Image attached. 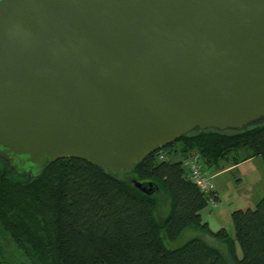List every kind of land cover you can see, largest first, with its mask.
Listing matches in <instances>:
<instances>
[{
	"label": "water",
	"instance_id": "water-1",
	"mask_svg": "<svg viewBox=\"0 0 264 264\" xmlns=\"http://www.w3.org/2000/svg\"><path fill=\"white\" fill-rule=\"evenodd\" d=\"M261 118L264 0H0V157L19 173L79 156L119 174Z\"/></svg>",
	"mask_w": 264,
	"mask_h": 264
},
{
	"label": "trees",
	"instance_id": "trees-1",
	"mask_svg": "<svg viewBox=\"0 0 264 264\" xmlns=\"http://www.w3.org/2000/svg\"><path fill=\"white\" fill-rule=\"evenodd\" d=\"M192 150L218 170L230 154L235 162L264 159V118L243 129L196 128L119 174L65 156L30 176L0 157V264L16 262L10 239L27 257L19 264H264V195L254 207L233 210L234 235L226 226L211 228L202 210L212 194L185 165ZM191 225L223 241L232 263L200 235L167 243Z\"/></svg>",
	"mask_w": 264,
	"mask_h": 264
},
{
	"label": "rangeland",
	"instance_id": "rangeland-1",
	"mask_svg": "<svg viewBox=\"0 0 264 264\" xmlns=\"http://www.w3.org/2000/svg\"><path fill=\"white\" fill-rule=\"evenodd\" d=\"M214 181L215 186L217 185L220 190L221 199L217 205H213L211 202L202 210L203 219L209 220L211 228L218 229L226 226L234 235L233 210L240 207H254L264 195V159L261 155H256L244 160L237 166L225 169L215 175ZM168 207V201H162L157 215L160 218L163 217ZM196 235L203 236L211 243L219 246L232 263V258L226 251V244L195 225L189 226L176 240H169L167 243L170 246H178ZM7 244L14 252L15 264L27 261V257L21 254L12 239Z\"/></svg>",
	"mask_w": 264,
	"mask_h": 264
},
{
	"label": "built area",
	"instance_id": "built-area-1",
	"mask_svg": "<svg viewBox=\"0 0 264 264\" xmlns=\"http://www.w3.org/2000/svg\"><path fill=\"white\" fill-rule=\"evenodd\" d=\"M185 165L189 170L191 178L206 193L212 194L211 202L213 205L218 204V199L214 196L213 191L216 189L214 177L217 174L215 166H209L199 150H192L185 159Z\"/></svg>",
	"mask_w": 264,
	"mask_h": 264
},
{
	"label": "crops",
	"instance_id": "crops-1",
	"mask_svg": "<svg viewBox=\"0 0 264 264\" xmlns=\"http://www.w3.org/2000/svg\"><path fill=\"white\" fill-rule=\"evenodd\" d=\"M243 155H245V154H243ZM254 156H256V155H254ZM254 156H250L248 158H245V159L241 160L240 162H235L234 157H232V155L230 154L228 156V158L226 160H224V162L221 164L220 169L219 170L216 169L217 170V174H219L220 172L224 171L225 169H228V168H231V167H235V166H237V164H240L242 161L247 160L249 158H252ZM216 190L218 191L219 200H220L221 199V195H220V190L217 187V185H216ZM207 221H209V220H207Z\"/></svg>",
	"mask_w": 264,
	"mask_h": 264
}]
</instances>
